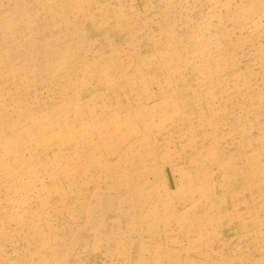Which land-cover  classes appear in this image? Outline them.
Returning a JSON list of instances; mask_svg holds the SVG:
<instances>
[{
    "label": "rangeland",
    "instance_id": "rangeland-1",
    "mask_svg": "<svg viewBox=\"0 0 264 264\" xmlns=\"http://www.w3.org/2000/svg\"><path fill=\"white\" fill-rule=\"evenodd\" d=\"M0 139V264H264V0H0Z\"/></svg>",
    "mask_w": 264,
    "mask_h": 264
},
{
    "label": "bare ground",
    "instance_id": "bare-ground-1",
    "mask_svg": "<svg viewBox=\"0 0 264 264\" xmlns=\"http://www.w3.org/2000/svg\"><path fill=\"white\" fill-rule=\"evenodd\" d=\"M39 121V118L37 117H33L32 118V122H35V124L37 126H35V135H39L41 137H48L49 133L51 130H54L55 128L52 126L53 124H46L41 126L40 124H38L37 122ZM58 135H55L52 140H54L55 138H57ZM2 141V139H0ZM5 146V145H3ZM9 177V174L7 175Z\"/></svg>",
    "mask_w": 264,
    "mask_h": 264
}]
</instances>
